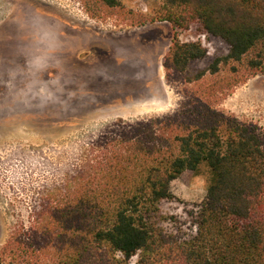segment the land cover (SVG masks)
<instances>
[{"label": "trees", "instance_id": "trees-1", "mask_svg": "<svg viewBox=\"0 0 264 264\" xmlns=\"http://www.w3.org/2000/svg\"><path fill=\"white\" fill-rule=\"evenodd\" d=\"M83 4L93 19L147 22L121 0ZM153 21L175 30L163 67L178 111L88 136L61 187L15 224L0 264H264V137L217 108L264 75V0H162ZM202 38L228 53L201 67ZM202 164L211 174L204 200L168 213L172 182Z\"/></svg>", "mask_w": 264, "mask_h": 264}, {"label": "rangeland", "instance_id": "rangeland-1", "mask_svg": "<svg viewBox=\"0 0 264 264\" xmlns=\"http://www.w3.org/2000/svg\"><path fill=\"white\" fill-rule=\"evenodd\" d=\"M121 2L146 24L90 18L83 0H0V248L15 224L61 187L88 136L118 120L178 111L182 98L163 67L175 30L153 21L162 0ZM180 36L193 39L190 32ZM201 41L208 50L201 67L228 53ZM217 108L264 137V75L239 85ZM210 179L205 164L183 173L172 182L177 200L167 212L182 216L199 205Z\"/></svg>", "mask_w": 264, "mask_h": 264}]
</instances>
